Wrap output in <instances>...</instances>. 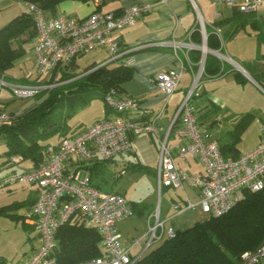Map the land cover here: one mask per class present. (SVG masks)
Segmentation results:
<instances>
[{
    "label": "built area",
    "instance_id": "2783aa9c",
    "mask_svg": "<svg viewBox=\"0 0 264 264\" xmlns=\"http://www.w3.org/2000/svg\"><path fill=\"white\" fill-rule=\"evenodd\" d=\"M193 1V0H192ZM220 6L236 8L244 13L256 12L264 0H214ZM27 11L34 21L35 65L39 72L49 73L45 86L11 84L0 75V87L7 86L16 98L34 97L41 89L52 88L66 81L61 80L62 72L72 61L97 50L107 52L108 62L130 63L125 60L128 50L121 42L120 32L134 26L138 18L151 10L149 3H139L125 8L120 13L95 9L79 17L67 13L48 15L39 4L26 1ZM204 39L208 34L203 30ZM218 35L221 29L215 28ZM165 45L175 51L174 65L156 76L159 90L171 96L178 88L183 74L192 69L190 53L201 45L190 40L173 38ZM199 72L193 73L190 90L180 101L167 131L162 134L159 122L164 109L141 120L150 113L142 103L126 95H118L110 89L105 97L111 115L94 121L78 133L63 137L51 158L36 167L22 168L7 175L0 186L15 183L35 184L40 193L25 217V222L37 231L38 245L24 264H59L56 254L58 241L56 233L65 223L79 221L87 227L97 229L102 236L103 254L76 264H133L147 250L165 238L174 237L176 229L167 227L161 216V203L148 214L146 230L124 243L123 234L117 228L118 221L131 216L134 211L127 196L114 190H103L93 185L87 173L69 170V161H91L99 158L111 160L131 152L136 136L151 133L159 141L160 156L156 168L160 192L166 188H184L187 183L198 188L199 199L175 200L176 214L190 208H199L206 218L221 216L230 211L245 193L264 189V124L260 127V140L248 152L236 158L225 157L219 139L208 130L201 128L195 99L202 96L201 75L204 61H199ZM72 69V68H71ZM18 113L0 111V126L12 124ZM171 137L178 142L172 144ZM199 160L204 172L199 174L183 170L178 160L188 162ZM12 164L21 162L20 156L10 158ZM183 201V200H182ZM140 247L138 253L133 250ZM246 264H264V244L255 251L242 255Z\"/></svg>",
    "mask_w": 264,
    "mask_h": 264
},
{
    "label": "trees",
    "instance_id": "16d2710c",
    "mask_svg": "<svg viewBox=\"0 0 264 264\" xmlns=\"http://www.w3.org/2000/svg\"><path fill=\"white\" fill-rule=\"evenodd\" d=\"M24 1L35 2L48 15H56L58 6L66 0ZM78 1L86 3L92 0ZM227 20L233 23L232 34L251 25L256 32L258 45L264 43V20L258 19L255 12L244 13L235 10L233 16ZM217 24L221 25L223 21H218ZM195 35H198V38L194 42L201 44L203 37L198 29L192 31L191 38ZM35 36L34 21L28 11L16 16L0 29V75L25 55V45ZM220 44L221 40L216 31L210 32L209 47ZM193 53L195 62L199 63L202 58L201 51L194 50ZM77 59L78 57L62 72L61 80L66 82L41 89L37 94V103L18 114L12 124L0 126V136H3L6 142V150L2 154L4 164L17 166L20 170L47 162L58 148L61 139L71 134L69 120L93 100L102 99L107 113L112 112L105 102L106 94L114 88L118 95H122V84L132 77L133 68L119 62L111 61L103 65L92 62L82 71H78L80 66ZM204 73L209 77L233 73L238 82L243 80L239 71L226 67L211 53L206 55ZM245 118L239 125L245 122ZM53 137H60L56 145L49 143ZM220 148L225 157L236 158L240 155L236 141L221 143ZM14 155L21 157V162L17 165L10 161ZM27 160L31 161V167L22 166L21 163ZM134 168L142 172L152 170L142 164L134 165ZM25 204L26 201H21L4 205L0 207V216H14V210ZM131 206L135 213L141 215L148 209V205L140 201H132ZM22 220L25 227L30 229L31 225L25 222V216H22ZM56 238L59 264H76L103 254L100 232L79 221H69L62 225L56 233ZM263 244L264 189L247 191L242 200L221 216L199 220L187 228L176 229L174 237L165 238L155 244L133 264H246L242 259L243 253L255 251Z\"/></svg>",
    "mask_w": 264,
    "mask_h": 264
},
{
    "label": "crops",
    "instance_id": "0c3cea01",
    "mask_svg": "<svg viewBox=\"0 0 264 264\" xmlns=\"http://www.w3.org/2000/svg\"><path fill=\"white\" fill-rule=\"evenodd\" d=\"M139 3H149L151 5V10L148 13L140 16L134 26L127 27L120 32L122 44L128 50H130L125 57V60H127V58H129L130 60V63L127 66L133 68L134 70L132 77L122 84L124 88V92L122 95L131 96L139 100L142 103L143 107L149 109L150 113L144 117L140 115H133L134 117L140 118L141 120L150 119L151 115L164 109L161 121L159 122L161 132L162 134H164L169 128L176 113L177 107L185 95V93L180 91V86H178L177 90L171 96L166 95L156 86L155 79L158 73L172 67L175 62L174 48L172 46L165 45V43L171 41L173 38L177 40L195 41L198 38V35H195L194 38H191V33L194 29H198L200 31L203 37L202 43H204V29L209 35L210 32L215 31V28H220L221 35H219V37L221 40V44L219 46L211 45L212 47L210 48L208 45L207 36V46L215 53L214 55L216 56H219L217 54L220 53L219 51L230 55L227 51H225V49L227 50V44H224V41L226 40L227 35L230 36L232 34L234 26L233 23L227 19L231 18L235 10L237 9L232 7V13H229L227 14V16H225V9H222V6H219L218 11L217 9L216 12L212 11V4L210 3V0H199L198 2L196 0H92L86 3L78 0H66L58 6L57 13L63 12L72 16L79 17L86 16L95 9L118 13L122 12L125 8L131 5ZM262 7L255 12L256 16L260 20H263L260 16V13L264 10V7ZM26 11L27 6L26 1L24 0H0V29L7 23H9V21H11L13 18L21 15ZM218 21H223V24H217ZM212 42H214V40H212ZM25 46L27 49L25 55L17 59L14 62L13 67L3 73V75L5 76V80L11 84L45 86L47 79L42 80V75L44 73L39 72L35 65V57L33 51L34 39L31 42L27 43ZM193 51L194 50H192L190 53L192 69H187L188 71L190 70V75L189 81H187V83L185 84L186 86L184 85L185 89L191 85L193 79L192 75L194 73L193 65L194 68L195 66H197V63L195 62L193 57V55L195 56V54H192ZM94 52H98L99 54L101 53L100 57H95L96 59L94 60V62H100L103 60L105 61L107 59L106 51L97 50ZM222 56L224 57V55ZM226 60L231 61L233 64H236V66L242 68V70L244 69V67L236 59H234L235 61L229 59ZM30 62H33L32 68L30 67ZM187 70L185 71V73L187 72ZM185 73L183 74V76L185 75ZM4 87L9 88L7 86ZM203 92H207L205 90V84L203 87ZM204 93H202V95ZM11 98L12 96H9L7 94V91L1 89L0 87V111L6 110L20 114L27 108L37 103L35 97H31L28 98L30 99L29 103H27L23 108H21L20 106H16L11 110H7L6 107L9 104ZM194 102L195 106H198L197 109L206 110L207 107H209L206 98L203 100H201L200 98L195 99ZM103 112V116L111 115L112 113L111 112L108 114L105 106ZM102 117H98L87 125L82 126L81 128H78L76 130L71 129V133L75 134L80 132L88 125L92 124L98 119H101ZM205 130L210 131L208 128ZM212 136L216 137L214 133H212ZM217 139L219 138L217 137ZM59 140L60 137H54L49 140V143H51L52 145H56ZM171 142L172 144H176L178 140L175 137H171ZM159 156L160 144L158 139L151 133H142L135 137L133 142V150L131 152L121 154L111 160H102L96 158L91 161H78L75 158H72L69 161V170L74 173H80L82 175L85 173L89 174L91 176L93 185L96 187H99L103 190L108 188V190L111 189V191L114 190L122 192L126 195L127 191L122 190L119 187V177L123 174H126L129 168H133V170H135L136 172L141 173L142 171L134 168V165L138 164L145 165L156 173ZM178 164L183 170L189 173L199 174L204 172L203 164L197 159H190L188 162L178 160ZM197 164H201L202 167L198 168ZM119 167L121 170H119ZM2 170L4 171L3 173H5L2 178L4 179L7 175L18 171L19 167L4 165L0 168V171ZM118 170L120 172H118ZM24 188H27L29 190L28 194L23 198V201H26L27 203V206L25 207V211L23 213V216L26 217L40 193V188L35 184L23 183V189ZM187 188H195L197 199H193L188 194ZM183 189L186 191V194L188 196L187 198L190 201H198L199 191L197 187L187 183ZM171 210L172 208H170L164 215L163 204L161 203V216L163 220L166 221V226H172L175 229H178V227L176 228L173 224H171V220L175 217V215H177L174 210L171 213ZM147 211L142 215L138 213L137 214L140 217H144V215H146L145 218L147 220L148 214L150 213H148ZM135 214L136 213L134 212L131 216L126 217L125 219H122L117 223V228L123 234V241L126 245H129L130 241L135 238V236H132V230H124V225L125 222L130 220V218L135 216ZM146 228L144 226V228L142 229V233L146 230ZM33 229L34 227L31 225L30 230ZM35 233V242L32 245L31 252L21 264H24L30 258L32 252L38 245V233L36 230ZM140 250L141 248L137 247L133 250V252L138 253Z\"/></svg>",
    "mask_w": 264,
    "mask_h": 264
},
{
    "label": "rangeland",
    "instance_id": "374dc122",
    "mask_svg": "<svg viewBox=\"0 0 264 264\" xmlns=\"http://www.w3.org/2000/svg\"><path fill=\"white\" fill-rule=\"evenodd\" d=\"M196 1L198 2L199 0ZM210 3L212 4V11L216 12V9L218 11L220 5L213 0H210ZM222 9H225V16L229 13L231 14L233 10L229 6H222ZM260 16L264 20V10L260 13ZM224 44H227V50L225 49V51L234 58L221 51L217 53L219 55L217 57L226 67L239 71L243 75V80L238 82L233 73L209 77L205 75L203 70L201 84L202 87L205 84L207 92H203L204 94L200 99L206 98L209 107L206 110L197 109V111L201 128H208L214 133L216 138H219L221 143H233L236 141V148L240 153H245L253 149L259 142L260 127L264 124V43L261 46L258 45L255 30L251 25H247L245 28L238 29L233 35H227ZM201 53L203 54V51ZM221 53L232 61L236 59L244 69L242 70L236 64L226 60ZM100 54L91 52L78 57L77 62L80 66L78 71H82L85 66L94 62L95 57H100ZM103 62L100 61L99 63ZM30 64L29 66L32 68L33 62H30ZM199 68V63H197L195 68L193 65L194 72H199ZM189 75L190 70H187L180 82V91L183 93H187L190 90V86L186 89L184 88V85L189 81ZM48 77L49 73L46 72L42 75V80H46ZM1 89L7 91L9 96H12L6 107L7 110H11L16 106L23 108L30 101L28 98H16L13 91L9 88L2 86ZM34 97L38 101L37 94ZM104 106L102 99L93 100L69 120L71 129L76 130L96 118L102 117L104 115ZM244 118L245 122L239 125ZM5 150L6 142L3 136H0V168L6 165L2 155ZM31 165V161L27 160L22 166L28 167ZM197 167H202V165L197 164ZM119 170H121L120 167ZM119 170L118 172H120ZM3 172V170L0 171V181L5 174ZM156 175L152 170L140 173L133 170V168H129L126 174L119 177V187L127 191L126 196L131 202L140 201L146 203L148 205V211L146 210L148 213L156 209L160 203L163 204L164 215L170 208H172V213L174 199L184 204L182 200L188 197L186 191L183 188L164 187L160 192ZM104 190H108V188ZM28 192L27 188L23 189V183L0 186V207L23 201ZM187 192L193 199H197L195 188H187ZM26 206L27 203L23 207H18L14 210V216H0V264H21L31 252L36 233L34 229L26 228L23 223L22 216ZM145 217L146 215L140 217L136 213L135 216L125 222L124 230H132V236L139 237L144 226L145 228L147 226ZM203 219H206V216L200 209L190 208L175 215L171 220V224L176 228L184 229Z\"/></svg>",
    "mask_w": 264,
    "mask_h": 264
},
{
    "label": "water",
    "instance_id": "95a60500",
    "mask_svg": "<svg viewBox=\"0 0 264 264\" xmlns=\"http://www.w3.org/2000/svg\"><path fill=\"white\" fill-rule=\"evenodd\" d=\"M204 47H206L208 50H205ZM196 49H197V50H200V51H203L202 59H203V61H204V65H205L206 55H207L208 53H213V54H215L211 49L208 48L206 39L204 40V43H203L200 47H197Z\"/></svg>",
    "mask_w": 264,
    "mask_h": 264
},
{
    "label": "bare ground",
    "instance_id": "6f19581e",
    "mask_svg": "<svg viewBox=\"0 0 264 264\" xmlns=\"http://www.w3.org/2000/svg\"><path fill=\"white\" fill-rule=\"evenodd\" d=\"M204 49H205V50H208L206 47H204ZM224 58H226V59H229V60H230V58H227V57H225V56H224Z\"/></svg>",
    "mask_w": 264,
    "mask_h": 264
}]
</instances>
